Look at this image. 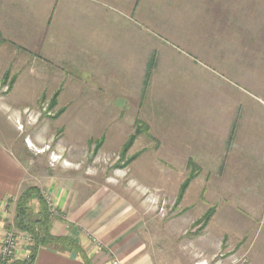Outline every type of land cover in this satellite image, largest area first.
Returning <instances> with one entry per match:
<instances>
[{"label": "crops", "instance_id": "crops-1", "mask_svg": "<svg viewBox=\"0 0 264 264\" xmlns=\"http://www.w3.org/2000/svg\"><path fill=\"white\" fill-rule=\"evenodd\" d=\"M162 3L171 1L0 0V70L23 69L22 65L38 68L39 96L54 99L60 115L66 106L58 103L86 96L93 124L97 118L109 119L102 125L110 135L107 140L115 131L129 133L126 119L129 109H134V121L143 123L146 132L132 146L141 145L143 135L148 141L139 148L158 149L161 155L166 151L169 166L183 163L187 169L188 161H194L199 166L196 177L202 179L200 198L208 200V209L213 208L211 218L216 214L222 224L230 217L231 232L251 230L249 254L253 251L258 257L253 264H262L264 98L241 93L234 86L225 88L222 79L208 73L203 59L212 61L209 53L213 51L207 50V40L223 45L225 36L219 26L209 32L189 16L162 15ZM156 11L165 27H172L169 37L180 45L166 44L145 32L144 15L151 20L154 15L149 13ZM196 16V21L209 19ZM175 26L184 31L174 30ZM192 26L197 29L194 34ZM222 45L213 49L221 50ZM207 85L216 90L203 95L199 87ZM171 87H175L173 94ZM176 87L184 89L176 93ZM134 157L142 156L137 152ZM31 185L53 200L57 214L51 234L70 237L82 251L41 247L33 264H111L113 258L121 264H158L139 235L140 215L126 206L127 201L95 187L88 190L76 177H32L20 157L0 140L4 226L14 216L15 198ZM31 208L37 212L35 199ZM229 229L219 226L216 232L227 234ZM247 232L237 245L242 246ZM259 239L260 247L254 248ZM26 249L19 244L17 262L25 258Z\"/></svg>", "mask_w": 264, "mask_h": 264}, {"label": "rangeland", "instance_id": "rangeland-1", "mask_svg": "<svg viewBox=\"0 0 264 264\" xmlns=\"http://www.w3.org/2000/svg\"><path fill=\"white\" fill-rule=\"evenodd\" d=\"M169 1L161 4L162 15H177V19L179 15L189 16L192 23L202 24L209 32L217 26L222 29L223 45H213L212 40H207V50L214 52L209 53L212 61L203 59L208 73L222 79L225 88L234 86L241 93L264 98V0H256L255 4L241 1L237 4L232 0ZM149 15H154V19L144 15L145 32L156 34L166 44L180 45L169 37L167 32L174 31L165 27L161 14L156 11ZM196 15L209 19L196 21ZM173 29L184 31L176 26ZM190 31L194 34L197 29L192 26ZM218 45L220 48L222 45L221 50L213 49L219 48ZM22 66L23 69L0 70V140L20 157L32 177H76L81 185H88V190L95 187L127 201L126 206L140 215L139 235L158 264H248V259L253 264L258 260L253 251L249 254L252 231L231 232L230 217L221 224L214 214L209 229L197 224L210 207L208 200L200 198L201 178L195 177L176 203L178 189L187 174L183 163L172 167L166 163V151L161 155L158 149H140L148 141L143 135L139 136L144 138L141 145L134 143L125 157L121 156L123 140L135 130L134 109H129L126 119L129 133L120 135L114 129L112 139L107 140L110 135L102 125L109 119L97 118L93 124L86 96L74 102L58 103L66 109L62 115L57 114L59 106L50 107L51 102L39 96V69ZM6 73L8 80L2 84ZM209 87L199 89L203 95L215 92L216 86ZM171 88L173 94L175 87ZM179 89L184 87H176V93ZM137 152L142 157L126 164ZM219 226L229 229L227 234L222 230L217 234ZM246 232L242 246L237 245ZM260 241L254 248L260 247Z\"/></svg>", "mask_w": 264, "mask_h": 264}, {"label": "trees", "instance_id": "trees-1", "mask_svg": "<svg viewBox=\"0 0 264 264\" xmlns=\"http://www.w3.org/2000/svg\"><path fill=\"white\" fill-rule=\"evenodd\" d=\"M8 73H6L2 79V84H5L8 80ZM11 86V85H10ZM56 104L55 100L51 101L50 107H53ZM143 132H146V127L139 120H135V130L132 134L129 135L127 142L123 145L121 149V156L125 157L127 151L132 146L136 137ZM101 142H98L100 146ZM134 155L130 156L125 162L128 164L134 159ZM187 176L182 181L177 197L176 203H179L187 190L188 186L192 180L196 177L197 172L199 171V166L192 160H189L187 163ZM36 200L38 203V210L34 212L31 208V203L33 200ZM213 214V208L208 209L202 217L197 220V224L201 223L202 227H205L209 222ZM54 215L50 212V209L45 201L44 194L41 192L38 186L31 185L23 188L17 197L14 200V216L12 221L7 224L10 226L12 224L15 228L19 230H24L28 232L34 240L32 246V260L29 262H15L13 264H33L35 260L36 253L39 248H66V247H75L81 251L78 244L67 236H55L51 234V221ZM82 252V251H81ZM85 259V257H84ZM88 263V261L86 260Z\"/></svg>", "mask_w": 264, "mask_h": 264}, {"label": "built area", "instance_id": "built-area-1", "mask_svg": "<svg viewBox=\"0 0 264 264\" xmlns=\"http://www.w3.org/2000/svg\"><path fill=\"white\" fill-rule=\"evenodd\" d=\"M45 201L52 215H56V208L51 197L44 195ZM4 215H0V264H13L17 262V248L19 244L26 245L25 258L21 262L32 260V246L34 240L31 235L15 228L12 224L4 226ZM111 264H121L116 258L111 259Z\"/></svg>", "mask_w": 264, "mask_h": 264}, {"label": "bare ground", "instance_id": "bare-ground-1", "mask_svg": "<svg viewBox=\"0 0 264 264\" xmlns=\"http://www.w3.org/2000/svg\"><path fill=\"white\" fill-rule=\"evenodd\" d=\"M20 127V126H19Z\"/></svg>", "mask_w": 264, "mask_h": 264}]
</instances>
